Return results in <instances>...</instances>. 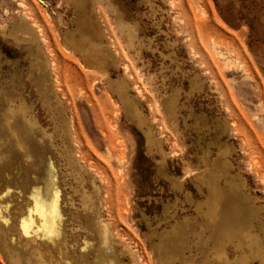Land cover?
<instances>
[{
	"label": "rangeland",
	"instance_id": "374dc122",
	"mask_svg": "<svg viewBox=\"0 0 264 264\" xmlns=\"http://www.w3.org/2000/svg\"><path fill=\"white\" fill-rule=\"evenodd\" d=\"M216 160L250 225L218 247ZM0 186V264H260L264 0H0Z\"/></svg>",
	"mask_w": 264,
	"mask_h": 264
},
{
	"label": "bare ground",
	"instance_id": "6f19581e",
	"mask_svg": "<svg viewBox=\"0 0 264 264\" xmlns=\"http://www.w3.org/2000/svg\"><path fill=\"white\" fill-rule=\"evenodd\" d=\"M36 31L39 32L38 29ZM3 118H5V122L7 124H9L11 127V131H10L11 134L17 139L18 143H21L22 142L21 135H20L19 131L15 132V130L13 129V125L9 119L10 116L8 114H5V116ZM213 167H214V169L211 172H209L208 174H204V176H203L205 178L204 183L207 186L209 194H208L206 201L204 202L205 209H203L204 211L202 212L203 213L202 216L204 218L206 226L210 229V233H211L212 238H213L214 247H218V239H217L218 236H220L221 234H229V233L235 232V231L246 232L245 230L248 229V227H250V225H249L248 214L246 211V209L248 210V208H247L248 205H244L241 202L238 203L237 197H236L237 199L233 196L225 198V194H227V189L224 190L223 188L218 187L216 178L218 176L224 174L225 167H223L218 160H216L214 162ZM9 192H10V189H7V191H5L0 186V198H3V197L8 198ZM82 198H85V196ZM85 199H87V198H85ZM225 199L229 200V203H228L226 208H225V204H224ZM14 201H16V199H14L13 202ZM25 205H26L30 215L31 214L37 215V220H39L40 223L38 222L39 224H36V223L31 222L30 225L27 223L26 226H33L34 227V233H30V232H28V230L24 231V233L27 232V234L29 236H31L35 239V243L37 245V248L43 254L48 253V251H51L53 253L54 259L56 261H58L59 263H61L62 259L60 257V252H61L62 248H61V245L59 244V242L56 241V239H55L56 238L55 233L52 230L47 229L44 226L42 218L38 214L33 200H30L29 203H27V204L25 203ZM91 213H92V216L97 215L96 211L92 210V208H91ZM226 219H228L231 223L238 221V225H236V226H231V225H227V224H226V226L222 225L224 223L223 221H225ZM21 222H23V221L20 220L19 224L22 225V230H24L26 227ZM187 225H188V220L184 219L181 222H178L174 226V229H173L174 234H175L173 237L174 241L178 242L179 239L182 240V235L186 234V231L188 229ZM102 230H103V228L101 226L100 231H102ZM86 231L88 234H91V236L95 235V230L93 228V220L92 219H89V225H88V228H86ZM256 240H257V238H256ZM221 249H223V246H221ZM255 255L258 258L259 263L264 264L263 247L257 246V244H256ZM216 256L218 258H220V253L216 254ZM46 262H47V260H46Z\"/></svg>",
	"mask_w": 264,
	"mask_h": 264
}]
</instances>
